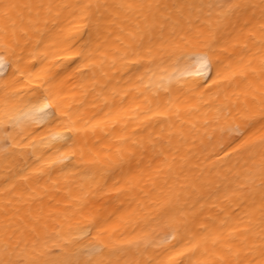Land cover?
I'll use <instances>...</instances> for the list:
<instances>
[{
    "label": "bare ground",
    "instance_id": "6f19581e",
    "mask_svg": "<svg viewBox=\"0 0 264 264\" xmlns=\"http://www.w3.org/2000/svg\"><path fill=\"white\" fill-rule=\"evenodd\" d=\"M0 62V264H264V0H0Z\"/></svg>",
    "mask_w": 264,
    "mask_h": 264
},
{
    "label": "snow or ice",
    "instance_id": "6c2138e0",
    "mask_svg": "<svg viewBox=\"0 0 264 264\" xmlns=\"http://www.w3.org/2000/svg\"><path fill=\"white\" fill-rule=\"evenodd\" d=\"M200 62H201V64H202V66L205 68V71H206V70H207V67H208V65H207V56H206V55L201 56V57H200ZM3 69H4V65H3L2 62H0V71H3ZM43 107H44V108H48L49 105H47V104L45 103Z\"/></svg>",
    "mask_w": 264,
    "mask_h": 264
}]
</instances>
